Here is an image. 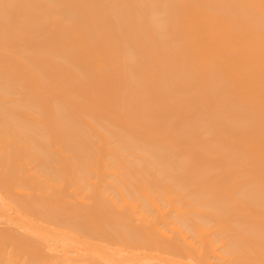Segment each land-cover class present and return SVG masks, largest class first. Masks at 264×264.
Here are the masks:
<instances>
[{
	"label": "bare ground",
	"instance_id": "6f19581e",
	"mask_svg": "<svg viewBox=\"0 0 264 264\" xmlns=\"http://www.w3.org/2000/svg\"><path fill=\"white\" fill-rule=\"evenodd\" d=\"M0 264H264V0H0Z\"/></svg>",
	"mask_w": 264,
	"mask_h": 264
}]
</instances>
